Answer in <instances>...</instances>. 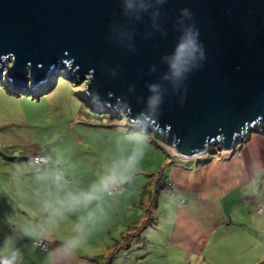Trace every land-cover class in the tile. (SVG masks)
Returning a JSON list of instances; mask_svg holds the SVG:
<instances>
[{
    "label": "water",
    "instance_id": "1",
    "mask_svg": "<svg viewBox=\"0 0 264 264\" xmlns=\"http://www.w3.org/2000/svg\"><path fill=\"white\" fill-rule=\"evenodd\" d=\"M63 70L176 156L231 155L264 131V0H0V80Z\"/></svg>",
    "mask_w": 264,
    "mask_h": 264
},
{
    "label": "crops",
    "instance_id": "2",
    "mask_svg": "<svg viewBox=\"0 0 264 264\" xmlns=\"http://www.w3.org/2000/svg\"><path fill=\"white\" fill-rule=\"evenodd\" d=\"M19 99L0 88V129L22 123L14 118V112L3 113L5 107H16ZM37 153L51 161L46 153ZM170 161L164 172L170 192L154 195L150 202L142 203L131 201L130 197L146 193L151 198V181L147 187L125 189L112 198L104 189L108 181L101 187L58 186L55 170L48 167L50 163L37 168L31 158L20 159L18 166L10 165L0 172L3 194L0 197L5 200L0 206V218L4 212L11 219L16 212L27 217L28 208L38 212L39 217L44 212L48 218L45 210L66 207L71 209L67 214L81 232L64 231L68 227L64 220L60 233L67 236L55 239L50 235L51 242L45 252L25 241L7 238L4 242L11 246L0 247V258L12 264H25L17 256L28 258L27 255L34 257L41 253L39 260L46 264H264V133L250 136L235 154L215 157L205 164ZM24 162L34 166L26 169ZM61 187L68 189L62 191ZM65 190L69 192L63 194ZM98 207L107 212L104 220L108 221L123 209L130 213V208L142 211L139 217L131 219L129 226L119 227L125 233L105 235L97 231L100 221L93 209ZM260 207L262 212H258ZM148 213L152 224L129 242L122 243V237L132 234L135 227L148 219ZM14 244L18 245L16 249ZM112 248L114 254L110 256L112 251H108Z\"/></svg>",
    "mask_w": 264,
    "mask_h": 264
},
{
    "label": "rangeland",
    "instance_id": "3",
    "mask_svg": "<svg viewBox=\"0 0 264 264\" xmlns=\"http://www.w3.org/2000/svg\"><path fill=\"white\" fill-rule=\"evenodd\" d=\"M66 75V71H60L34 90L30 89L28 84L23 92L10 87L4 78L0 80L2 90H6L10 96L20 98L18 107H5L3 113L10 115L14 112V118L22 122L14 124V127L0 129V172L10 165L18 166L20 159H30L39 155L36 152H42L51 159V161L47 159L50 163V166H47L55 170L58 186L101 187L108 181L118 183L125 189H138L147 187L151 179L149 185L153 187L151 198H148L146 193L142 196L130 197L131 201L147 203L155 195L158 172L164 173L171 159L184 165L188 162L205 164L215 157L229 155L214 149L209 155L197 160L181 161L171 148L159 144L151 132L129 124L126 118L119 117L118 114L111 117L104 113L105 109L102 107L93 106L86 100L84 84L76 85L74 80L68 81ZM33 95L38 96L34 99ZM93 108L102 111L97 113ZM263 133L264 131L257 134ZM253 134L256 133L251 132L248 138ZM241 145L233 154L240 151ZM50 155H54L57 160H52ZM32 161L35 163L33 159ZM27 163L24 162L23 167L34 166L32 163ZM68 179H71L70 184ZM65 188L67 187L60 189L63 191ZM83 188L77 187V190ZM65 192L69 190H65L63 194H66ZM168 192H170V184L167 182L158 194ZM2 195L0 192V196ZM4 201L0 197V206ZM130 210L131 213L126 209L120 210L118 216L108 221L104 220L107 213L104 209L101 207L93 209L98 215L96 219L100 221L97 231L106 233L105 235L116 231L125 233L126 231L123 232L119 227L124 224L129 226L131 219L139 217L142 211L139 209L135 211L134 208ZM27 211V217L23 212H16L13 219L4 212V217L0 218V247L11 246L8 242H4L5 239L10 238L14 241H25L39 249L36 245H41L40 240L46 239L49 242H47L48 250L50 235L55 239L67 236L60 233L61 228L64 227L62 223L65 221L68 222V227H65L64 231L71 234L81 232V228L73 223L72 217L67 214L71 209L66 207L55 206L53 209L45 210L49 215L48 218L44 217V212L42 217H39V213L30 208ZM86 211L90 214L89 210ZM35 224L38 225L36 229L33 228ZM28 237H35L36 240L26 241ZM100 244L101 249L103 243ZM13 246L14 249L18 247L16 244ZM111 251L113 252L114 249L108 252ZM39 255L41 253L34 257L27 255L28 258L17 256V260L25 264L29 261L46 264L45 261L39 260ZM87 259L93 261L95 258Z\"/></svg>",
    "mask_w": 264,
    "mask_h": 264
},
{
    "label": "trees",
    "instance_id": "4",
    "mask_svg": "<svg viewBox=\"0 0 264 264\" xmlns=\"http://www.w3.org/2000/svg\"><path fill=\"white\" fill-rule=\"evenodd\" d=\"M38 95H33V97H34V99H36V97H37ZM94 110L93 111H96L97 113L98 112H101L102 110H97V109H95V108H93ZM43 157V156H42ZM45 158V157H44ZM46 159V158H45ZM31 161H32V158H31ZM46 164H44L43 166H41V167H38L37 165H35L34 163H33V161H32V163L37 167V168H42V167H44V166H47L48 164H49V162H48V160L46 159ZM206 161V160H205ZM158 175H159V177H158V179L156 180V185H157V188L155 187V196H157L158 195V192L159 191H161V190H163V188L166 186V183L167 182H165V179H164V173H163V171H159L158 172ZM151 178H152V176H151ZM150 181H151V179H150ZM68 183L70 184L71 183V179H68ZM121 186V188L123 189V191L121 192V193H123L124 192V190H125V188L122 186V185H120ZM121 193H119V194H121ZM107 194V193H106ZM116 195V194H115ZM114 195V196H115ZM113 196V197H114ZM112 197V198H113ZM155 200V199H154ZM148 212V211H147ZM149 213H150V210H149ZM149 213H148V219H146L140 226H138V227H135L134 228V232L132 233V234H127L125 237H122V243H124V242H129L130 241V239H132L131 237H135V236H137L138 235V233L145 227V226H147V225H151L152 224V222H151V219H150V215H149ZM136 230V231H135ZM112 254H114V252H112L111 254H110V256H112ZM98 261H100L99 260V258H95L94 260H93V262H98ZM0 264H12V263H10L9 261H7V260H5V259H3V258H0Z\"/></svg>",
    "mask_w": 264,
    "mask_h": 264
},
{
    "label": "built area",
    "instance_id": "5",
    "mask_svg": "<svg viewBox=\"0 0 264 264\" xmlns=\"http://www.w3.org/2000/svg\"><path fill=\"white\" fill-rule=\"evenodd\" d=\"M32 159L35 161L34 164L37 165L38 167L43 166L47 162L44 157L39 156V155H36L35 157L33 156ZM180 160L181 161H186V159H182V158H180ZM104 189H105V191H106V193H107V195L109 197H113L115 194H119V193H121L123 191L121 186L118 183H114V182H108L105 185ZM262 210H263V208L260 207L258 209V212H262ZM47 242L48 241L46 239H42V240H40L41 245L39 244V245H36V246H38L39 249L44 250V252H45V251H47V245L49 243V242L48 243Z\"/></svg>",
    "mask_w": 264,
    "mask_h": 264
},
{
    "label": "clouds",
    "instance_id": "6",
    "mask_svg": "<svg viewBox=\"0 0 264 264\" xmlns=\"http://www.w3.org/2000/svg\"><path fill=\"white\" fill-rule=\"evenodd\" d=\"M181 48H182V49H185V50L191 48V42L189 41L187 44H185V45H181Z\"/></svg>",
    "mask_w": 264,
    "mask_h": 264
}]
</instances>
